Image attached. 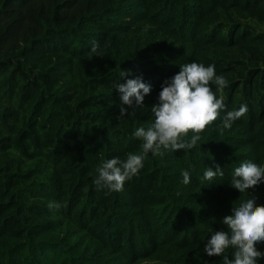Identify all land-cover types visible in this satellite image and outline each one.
I'll return each instance as SVG.
<instances>
[{"label": "trees", "instance_id": "1", "mask_svg": "<svg viewBox=\"0 0 264 264\" xmlns=\"http://www.w3.org/2000/svg\"><path fill=\"white\" fill-rule=\"evenodd\" d=\"M192 61L228 81L212 85L220 118L190 150L149 152L122 191L98 188L103 161L142 154L134 130ZM136 77L151 91L120 117L115 85ZM245 161L264 165V0H0V264H222L203 252L222 218L264 205V182L229 185Z\"/></svg>", "mask_w": 264, "mask_h": 264}, {"label": "clouds", "instance_id": "2", "mask_svg": "<svg viewBox=\"0 0 264 264\" xmlns=\"http://www.w3.org/2000/svg\"><path fill=\"white\" fill-rule=\"evenodd\" d=\"M96 47L93 44L91 51L95 52ZM128 75L130 73L123 71L120 77ZM213 84L221 91L228 86L227 79L216 74L214 64L205 66L195 61L181 64L180 71L162 85L158 103L152 105L154 123L148 128L138 127L133 132L134 137L143 140L142 154H129L124 161L118 157L103 161L94 180L96 186L110 192L122 191L125 182L143 167L144 157L149 152L163 155L162 150H190L196 146L201 139L199 134L220 118L221 112L226 109L223 97L217 98L212 90ZM115 88L121 94L120 117H125L129 108L134 111L135 106L143 105L145 95L151 91V85L141 77L127 79L125 83L116 84ZM246 112L245 105L238 110L227 111L223 127L231 128ZM189 132L194 135L184 139ZM218 176H224L219 165L215 169L208 167L204 172V179L208 181H215ZM182 177L185 185L190 184L189 171H183ZM261 182H264V165L245 161L234 168L229 185L242 194ZM48 207L58 209L61 205L49 203ZM222 223L227 230L211 234L203 252L210 257H222V264H258L264 258V251L257 247L264 243V205H257L251 196L232 207L231 214L225 215ZM228 249L232 251L226 254Z\"/></svg>", "mask_w": 264, "mask_h": 264}, {"label": "rangeland", "instance_id": "3", "mask_svg": "<svg viewBox=\"0 0 264 264\" xmlns=\"http://www.w3.org/2000/svg\"><path fill=\"white\" fill-rule=\"evenodd\" d=\"M140 264H164V263H159V262H154V261H151V260H141L139 262Z\"/></svg>", "mask_w": 264, "mask_h": 264}]
</instances>
